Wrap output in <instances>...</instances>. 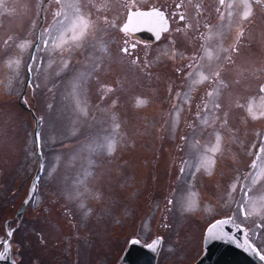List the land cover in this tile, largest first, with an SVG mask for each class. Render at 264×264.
Segmentation results:
<instances>
[{
  "label": "rangeland",
  "instance_id": "1",
  "mask_svg": "<svg viewBox=\"0 0 264 264\" xmlns=\"http://www.w3.org/2000/svg\"><path fill=\"white\" fill-rule=\"evenodd\" d=\"M94 2L99 6L105 0ZM106 2L105 10L97 13L92 9V18L99 16L101 27L105 15L116 23L115 28L108 27L106 34H101L110 55L101 53L98 47L65 52L63 56L39 53L44 57L41 71L31 76L33 87L26 88L30 51L22 54L19 76L8 69L6 61L19 54L15 44L21 39H34L37 29H32L31 23L35 20L37 26L40 24L36 3L0 0V242L7 241L5 223L15 218L28 197L37 171L34 129L40 120L45 173L39 199L26 207L22 224H10L14 257L20 264H119L133 240L150 244L157 237L164 239L159 255L162 263L195 264L204 254L208 226L236 214V205L228 197L230 185L236 177L248 173L264 138V119L253 121L246 111L249 101L258 105L264 96L259 92L264 83V6L250 0L253 16L243 24L240 51L231 53L235 63L230 65L223 59L228 53H219L220 61L215 56L218 45L230 48L235 42L236 24L227 26L228 0L221 8L225 13L223 22L216 12L219 0H211V17L206 20L211 19L213 26L208 46L213 59L205 58L207 66L205 59L200 63L205 72L209 66L223 65L222 79L228 87L218 98V114L223 118L226 112L228 123L222 125L221 119L205 126L196 119L197 105L215 85H198L191 92L190 104L183 103L191 79L185 78L189 69L184 66L194 53L204 55V49L191 48L194 31H183L184 23L179 21L172 23L167 36L172 40L176 37L177 50L155 46V58L148 63L151 46L140 45L130 55L120 51L130 40L120 31L127 18L128 8L124 5L136 9L159 0ZM58 7L55 0L48 5L46 24ZM232 11L233 20H238L243 11L239 0H235ZM199 21L190 23L198 32L204 31ZM178 27L182 31L177 34ZM9 35L13 41L5 46L3 41ZM184 44L190 47H180ZM173 51L178 53L174 59L170 58ZM136 57L139 61L133 64ZM62 59L69 60L68 68L62 66ZM97 59L102 61L100 68L86 78L80 89L86 102L82 106L87 115H83L76 111L71 85L81 74L91 72ZM48 60L53 61L51 66ZM145 62L149 65L146 68ZM9 75L13 77L12 87L6 89ZM176 92L181 93L179 98ZM138 100L147 103L138 107ZM174 105L182 106L178 122L172 116ZM114 123L120 124L118 133L112 132ZM217 131L222 136L221 151L216 155L215 167L209 169L211 174L201 170L192 176L184 165L185 173L181 175L184 161L214 144ZM105 135L117 137L114 153H89L84 149L87 142L102 141ZM182 136L188 139L182 141ZM192 192L198 194L192 197L195 210L187 211ZM262 194L264 182L250 193L256 197ZM240 196L238 185L233 198L239 200ZM237 222L254 237L255 246L264 250V228H256L257 223L264 224V219L253 215ZM257 232L258 237L254 236Z\"/></svg>",
  "mask_w": 264,
  "mask_h": 264
},
{
  "label": "snow or ice",
  "instance_id": "2",
  "mask_svg": "<svg viewBox=\"0 0 264 264\" xmlns=\"http://www.w3.org/2000/svg\"><path fill=\"white\" fill-rule=\"evenodd\" d=\"M240 4L243 7L242 13L239 14L238 20H233L234 13L232 11L235 0H228L226 5L227 11V26L230 28L234 23L236 24V36L235 42L226 48L223 44L218 45L217 54L215 59L217 61L221 60L219 53H228L227 56L223 57L228 64H234L235 61L232 58L231 53H238L240 51V42L241 38L245 35L243 24L244 22H250V18L253 16V8L250 0H239ZM36 3V16L40 21L39 26L35 20L31 23L32 29H37L35 32L34 39H21L18 43L15 44L16 49L19 50V54L15 57L7 59L6 64L8 69L11 72H14L16 76H19L20 68L23 63L22 54L26 51H30V56L27 61L26 66V75L29 78L27 87H33L31 83V76L34 73H39L41 71V65L43 64L44 57L38 56L39 53H44L46 55H55L59 53L61 56L65 52L72 53L74 50L86 51L87 48H99V51L105 55H110L108 43L103 39V35L106 34V28H115L116 23L114 20H110L108 16L103 17L104 27H101L99 24L100 17L97 16L96 19L92 18V9L95 8L96 12L99 13L102 10H105L108 7V4L105 0L104 3H101L99 6L94 2V0H55V4L59 7L52 13V20L50 23L46 24V15L48 5L52 3V0H35ZM258 4H264V0H256ZM226 4V0H219V7L216 8V12L219 14V19L221 22L225 20V13L221 11ZM124 7L128 8V17L127 23L123 25L120 31L128 33L133 29V26L139 27L144 23L151 25L152 30L156 34V38H160L161 33L169 32V17L166 15V11H161L159 8H153L150 11H140L137 10L133 12L131 7H128V4H125ZM181 4H176V9H180ZM201 5H196L197 15L201 13ZM179 15L180 21H186L188 18L182 12H173L172 16L175 17ZM198 26V25H197ZM223 26V25H222ZM186 28L192 27L191 23L185 24ZM204 27L208 29L210 35L207 39H211V33L213 31V26L211 24L205 23ZM176 32H181L182 29H175ZM220 34V33H218ZM13 41V37L9 35L4 41L3 45L8 46L10 42ZM175 41H173L174 43ZM127 43V42H125ZM124 54H129L130 51L128 47H124L120 50ZM177 52L173 51L170 58H175ZM207 58L209 61L213 59L212 50L209 48H204V55L198 56L193 54L190 58V62L184 67L189 69L186 72L185 78H191L188 83V91L183 93V103L190 104L192 96L191 92L198 85H201L205 82L209 84H214L215 87H212L210 90H207L206 96L201 98V105H197L196 119L200 121L202 125L208 126L214 124L216 120L222 119V125L228 123L227 113L225 112L223 118L218 114L221 109V104L218 101V98L221 94L223 88H227L228 84L222 79V69L223 65L217 63L215 68L209 66V70L205 72L204 65L200 61ZM85 59L88 60L89 56L86 55ZM139 58H136L132 61L133 64L138 63ZM101 60L97 59L91 65V72L87 74H81L77 77L72 85V98L75 101L76 111L80 114L87 115L86 107L82 105L86 102L83 100L82 93L80 91L83 83H86V78L91 76L92 72H95L100 68ZM53 63L52 60H48V65L51 66ZM62 66L68 68L69 60L62 59ZM149 65L145 62V68ZM200 69V70H198ZM181 71L180 69L177 70ZM13 77L9 75L8 83L4 85L6 89L12 87ZM39 87V85H35ZM107 87V86H105ZM107 91H112L111 87H107ZM259 92L264 93V83L259 86ZM181 96L180 92H176V98ZM147 101L138 100L137 106L145 105ZM49 107H52L49 105ZM237 107H244L242 104H237ZM175 111L172 113L173 120L175 122L179 121L180 114L182 111V106L178 107L174 105ZM248 116L253 120L264 119V96L260 97V103L254 104L252 101H249L246 108ZM203 114V115H202ZM116 117L113 116L115 121ZM42 120V118H41ZM40 120H37V130L34 133V143L37 145V148L40 147L41 134L39 131ZM193 127V125H190ZM120 128L119 123H114L112 132L118 133ZM215 142L211 146H206L203 151L199 152L192 160L184 161V164L181 166L180 172L181 175L185 173L186 165L192 176L196 172L204 170L210 175L211 172L209 169H212L216 165V155L221 151V142L222 136L217 131L214 133ZM260 134L257 133V136ZM188 137H181V140H187ZM117 137L115 135H105L102 141L93 140L87 142L84 145L89 153H101L106 151L109 155L115 152L117 147ZM198 143V141H197ZM253 148H257L256 144H253ZM91 163V161H89ZM41 171L43 170V165L40 166ZM264 182V138L260 140L259 147L257 148L255 159L249 166L248 173L243 177H236V180L231 183L228 197L231 203L236 205L237 212L231 217L226 219L217 220L212 223L207 229V239L220 240L224 238H229L231 240H237L234 234H230L225 231L226 227H234L238 232L243 233L242 240L237 241V246L243 248L245 251L250 254H254L258 259L264 262V250L254 246L253 236L249 235V232L242 226L241 223L237 221L243 217L244 220L249 219V217L256 215L261 219H264V194L259 197L250 195L253 192L254 187L257 184ZM39 185V176L33 183L32 188L29 192V199L25 200V204L29 203V200H38L39 196L37 194V187ZM240 188V199L235 200L233 198V193L237 191V187ZM197 193H189L187 199V211H193L194 202L192 197L197 196ZM169 204H172L173 201L169 200ZM208 210H211L210 208ZM257 229L264 228V224L257 223ZM13 235V230L7 232V236L11 238ZM259 232L255 233L254 236L258 237ZM139 241L133 240L132 243H138ZM3 244L4 253L0 254V260L5 259L8 252H10V244L8 241L0 242ZM162 244V238H157L149 245L152 251H156L157 248ZM12 264H15V261H12Z\"/></svg>",
  "mask_w": 264,
  "mask_h": 264
},
{
  "label": "water",
  "instance_id": "3",
  "mask_svg": "<svg viewBox=\"0 0 264 264\" xmlns=\"http://www.w3.org/2000/svg\"><path fill=\"white\" fill-rule=\"evenodd\" d=\"M125 23H127V20ZM126 34L144 43H155L161 38L163 33H161L160 38L157 39L155 32L151 28V25H149L148 23H144L139 27L133 26V29ZM38 157H40L39 150ZM25 206L26 204L24 203L21 211H24ZM225 231L229 232L230 234H234L237 240L224 238L220 240L209 241L206 238V232L204 245L205 253L195 264H264V262L260 261L257 256H255L254 254H250L243 248L237 246V241L242 240V232H238L234 227H226ZM159 248L160 246L157 248L156 251H152L149 246H144L140 242L132 243L129 246L128 251L124 255L120 264H155ZM13 260L14 259L12 257V249L10 246V252H8L5 259L0 260V264H12ZM15 264L17 263L15 262Z\"/></svg>",
  "mask_w": 264,
  "mask_h": 264
},
{
  "label": "flooded vegetation",
  "instance_id": "4",
  "mask_svg": "<svg viewBox=\"0 0 264 264\" xmlns=\"http://www.w3.org/2000/svg\"><path fill=\"white\" fill-rule=\"evenodd\" d=\"M164 2H166V0H159V3L150 4L149 6L144 5L141 7V9L159 8L163 11H166V15L170 18L169 20H170L171 24L174 23L175 21H177V22L179 21L182 24L184 23L183 31L190 32V33L194 31L195 35L192 34L193 35L192 38L194 41L191 42V48H200V49L208 48L209 39H207V37L210 35V33H209L208 29H206L204 27V24L205 23L211 24V19L206 20V18L211 17V12H212L211 0H179L176 3L173 2V0H168V4H166ZM176 4H181V8L176 9ZM197 4L201 5V9H202V11L199 15H197V12H196V5ZM136 9H140V8H136ZM173 12H182L188 19L186 21H180L179 15H176L175 17L172 16ZM127 15H128V10H127ZM192 20H195V21L200 20L199 24H201V27L204 29V31L202 30V31L198 32L196 25H194L190 28H186L185 24L190 23ZM167 33H164L162 35L161 39L155 43H143V42L137 41L136 39L129 36L130 40L129 41L126 40L127 43H125L124 47H128L130 53H132V51H135L140 45L151 46L152 49L150 50L151 52L148 54V59H147V62L151 63L155 58V53L152 52V50L155 46L162 48V50L164 48H173V49L177 50L178 42L176 40V37H174L172 40L169 36H167ZM176 33L178 34L180 32H176ZM211 37H212V35H211ZM163 40H164V42H161ZM173 41H175V42L173 43ZM180 47H190V46H189V44H184ZM136 58H138V57H136ZM205 62H206V59L204 60V63ZM207 65H209V64L206 62L205 66H207ZM22 220H23V217H22ZM23 221L20 222V224H22ZM31 231H32V229H31ZM2 245L3 244L0 243V252L1 253H3L5 251L2 248ZM161 252H163V251L161 250L159 252V255ZM159 255L157 257L156 264H164L161 262V259L159 260ZM22 259L23 258H21L20 260H22Z\"/></svg>",
  "mask_w": 264,
  "mask_h": 264
},
{
  "label": "bare ground",
  "instance_id": "5",
  "mask_svg": "<svg viewBox=\"0 0 264 264\" xmlns=\"http://www.w3.org/2000/svg\"><path fill=\"white\" fill-rule=\"evenodd\" d=\"M234 33H236V30H235ZM36 130H37V126H36L35 129H34V133H35ZM39 190H41L40 187H39Z\"/></svg>",
  "mask_w": 264,
  "mask_h": 264
}]
</instances>
